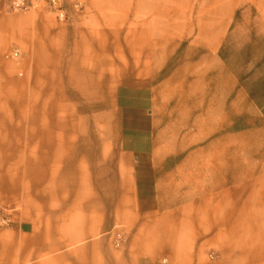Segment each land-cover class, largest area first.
<instances>
[{"label": "crops", "instance_id": "1", "mask_svg": "<svg viewBox=\"0 0 264 264\" xmlns=\"http://www.w3.org/2000/svg\"><path fill=\"white\" fill-rule=\"evenodd\" d=\"M87 5L60 22L0 0V211L13 217L0 264H264L263 20L242 46L262 53L229 71L226 41L249 31L244 11L203 1L178 84L191 2ZM159 105L200 138L191 160H167L162 137L182 132L159 129ZM243 134L257 154L244 164Z\"/></svg>", "mask_w": 264, "mask_h": 264}, {"label": "rangeland", "instance_id": "2", "mask_svg": "<svg viewBox=\"0 0 264 264\" xmlns=\"http://www.w3.org/2000/svg\"><path fill=\"white\" fill-rule=\"evenodd\" d=\"M68 1L70 2V0ZM177 1L179 3L185 2L186 4H189V2L192 3V5L189 8L184 9V12L186 13L189 19L188 24H182V25L179 24V30H181L182 28L184 30L186 29L187 31L186 33L188 37H186V40L183 41V43H181V45L179 46L178 62L176 66L178 67L177 69L178 77L176 76L175 78L178 84L184 83V80H186L185 78L186 74L184 72L183 65L185 63L184 61L187 59V56L189 55V53L186 51L188 48L191 47L189 45V42L199 41L198 29L201 28V22H202L201 19L205 17V11H206L205 9L202 8L203 1H210L211 3L222 1V2H226L227 5L233 2L234 5L239 4V7L241 6V8H239V11H244L243 13L244 15L243 14L237 15V19H238L237 22L240 23L242 21L243 23H245L244 20L246 18L247 21L245 23L246 25L244 26V29L247 28L249 31H244V33L240 35L241 36L240 40L231 41L229 37L227 38V41H226L227 51L225 53V61H226V67L228 68L229 71L230 70L233 71L234 69H237L240 67L242 68L243 72L248 71L249 65L247 64L245 65L244 63L245 56L247 58H251L252 56L256 57L257 55H260L262 52L258 53L257 50L254 48L252 51V54H250L248 51H246L244 54L243 50H246L247 47L245 48L242 46H245L248 42L245 40V37L254 34V32L258 28L259 25L257 24V22L259 21V18L262 19L264 22V0H177ZM85 2H86V10H85L84 15L80 16L76 13H73L68 21H71L72 19H75V18L87 17L89 9L87 5V0H85ZM5 4L7 5V0H5ZM249 7H251V9H249ZM227 10L228 9H225V11ZM178 11L180 12L183 10L179 8ZM208 11L210 12V15H211V13L213 12V9H209ZM6 12L14 13V12H9L8 9ZM32 12L34 13V11ZM245 12H246V15H245ZM35 13L43 14V15H50L54 17L52 14L43 12V11L42 12L37 11ZM115 34L117 33L115 32ZM203 52H205V50H203ZM199 55L201 56V53ZM210 60H211L210 61L211 65H213L214 62L212 60V57L210 58ZM176 67L174 68L175 70H176ZM211 77H212L211 79L213 80L217 79V76H215L214 73L211 75ZM172 91L176 92L174 104H171L173 107L175 106V103L178 101L179 98L181 99V102H184L185 88H178ZM158 112H159L158 118L159 117L161 118V116L165 118L163 121L158 120L159 129L167 128L168 132L171 130H177V132H182V134L179 136H174V135L169 136L168 135V136L162 137L164 144L167 145V152H166L167 160L174 165L177 163L180 164L181 162H185L187 159L191 160L193 152L196 151L202 145L200 142V138H189L185 135L186 122L182 120H175V117H179V115L174 114L173 116L174 119L170 121L168 112L165 113L163 111L162 112L160 111V105H159ZM242 123H243V128L245 127V125L248 124L247 122H244V121ZM249 146H250L249 137L243 134V153H242L243 164L245 161H249L251 156H253L254 159H256L257 157V154H252L247 151V149H249ZM220 155L221 157H224V156H227V158L228 156H230V158L232 157L231 153L230 154L225 153V154H220ZM217 156L218 154H210L211 159H214V160L218 159ZM168 171L170 170L168 169ZM171 171L174 173L179 172V174L175 178L176 179L175 184L177 183L179 188L186 190L187 184L180 185L181 182L185 181L184 173L186 172V170L183 168L182 169L174 168ZM210 187H213V185L211 184ZM209 258L211 261H214V259L217 258V255L214 253H211L209 255Z\"/></svg>", "mask_w": 264, "mask_h": 264}, {"label": "built area", "instance_id": "3", "mask_svg": "<svg viewBox=\"0 0 264 264\" xmlns=\"http://www.w3.org/2000/svg\"><path fill=\"white\" fill-rule=\"evenodd\" d=\"M9 12H37L50 13L60 22L69 20L73 13L80 16L86 10L85 0H7ZM18 50H14L7 57L17 58ZM13 223L12 213L7 210L0 211V227H7Z\"/></svg>", "mask_w": 264, "mask_h": 264}]
</instances>
